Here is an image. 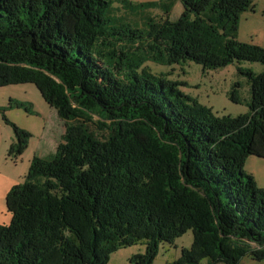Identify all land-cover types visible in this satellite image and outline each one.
<instances>
[{"label":"trees","instance_id":"obj_1","mask_svg":"<svg viewBox=\"0 0 264 264\" xmlns=\"http://www.w3.org/2000/svg\"><path fill=\"white\" fill-rule=\"evenodd\" d=\"M175 2L177 20L141 31L111 16V0H0V88L35 86L65 123L55 153L7 194L0 264H109L139 244L131 264H154L188 231L171 264L264 262V192L244 171L264 159V73L239 69L249 111L227 118L144 67L264 65V48L237 38L255 0H173L168 13ZM4 120L17 160L31 136Z\"/></svg>","mask_w":264,"mask_h":264},{"label":"rangeland","instance_id":"obj_2","mask_svg":"<svg viewBox=\"0 0 264 264\" xmlns=\"http://www.w3.org/2000/svg\"><path fill=\"white\" fill-rule=\"evenodd\" d=\"M173 0H111V16L114 19L137 26L145 31V23L153 18L159 21L169 16L170 21L177 20L184 8L175 2L168 13L167 7ZM168 13V14H166ZM238 41L255 44L264 48V0H255L254 8L239 17ZM144 67L154 76H164L178 83L183 95L193 99L202 108L212 111L218 117L236 118L248 113L251 101V85L239 69L264 73V65L258 62H240L218 70L205 71L194 62L177 65H156L145 63ZM238 99L234 102L232 96ZM25 130L30 136L29 146L17 159L9 155L10 146L15 144L13 127ZM65 132V123L61 121L55 109L48 106L37 88L31 84L0 88V226L12 221L6 207L8 192L24 183L35 157H51L61 143ZM244 171L252 176L259 192H264V159L251 156L246 160ZM194 243L193 232L171 244H161L154 264H171L182 256L183 250H189ZM145 253V246L139 244L128 247L112 255L109 264H131L130 258ZM207 260L203 261L206 264ZM241 264H264L247 257Z\"/></svg>","mask_w":264,"mask_h":264},{"label":"crops","instance_id":"obj_3","mask_svg":"<svg viewBox=\"0 0 264 264\" xmlns=\"http://www.w3.org/2000/svg\"><path fill=\"white\" fill-rule=\"evenodd\" d=\"M117 254H118V253H117ZM117 254H114V255H117ZM114 255H113V256H114ZM111 257H112V256H111Z\"/></svg>","mask_w":264,"mask_h":264}]
</instances>
